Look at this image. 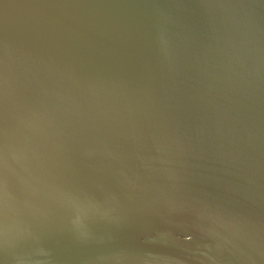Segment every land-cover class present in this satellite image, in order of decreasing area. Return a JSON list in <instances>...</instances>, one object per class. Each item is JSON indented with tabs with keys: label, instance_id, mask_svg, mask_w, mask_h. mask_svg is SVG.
<instances>
[{
	"label": "water",
	"instance_id": "obj_1",
	"mask_svg": "<svg viewBox=\"0 0 264 264\" xmlns=\"http://www.w3.org/2000/svg\"><path fill=\"white\" fill-rule=\"evenodd\" d=\"M0 264H264V0H0Z\"/></svg>",
	"mask_w": 264,
	"mask_h": 264
}]
</instances>
